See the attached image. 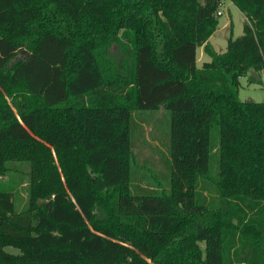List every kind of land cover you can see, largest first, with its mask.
I'll return each instance as SVG.
<instances>
[{
  "label": "trees",
  "instance_id": "16d2710c",
  "mask_svg": "<svg viewBox=\"0 0 264 264\" xmlns=\"http://www.w3.org/2000/svg\"><path fill=\"white\" fill-rule=\"evenodd\" d=\"M230 1L218 52L219 0H0V178L30 167L26 208L0 189V264H264V102L237 96L264 0ZM159 110L153 183L132 161Z\"/></svg>",
  "mask_w": 264,
  "mask_h": 264
},
{
  "label": "rangeland",
  "instance_id": "374dc122",
  "mask_svg": "<svg viewBox=\"0 0 264 264\" xmlns=\"http://www.w3.org/2000/svg\"><path fill=\"white\" fill-rule=\"evenodd\" d=\"M198 1L202 3L204 0ZM218 9L222 14L217 16L218 25L209 37V42L216 51L222 52L225 50L226 41L230 35L232 37L241 35L245 17L230 0H219ZM201 51L202 49L198 47L196 51L197 66H201L203 62L201 61ZM24 56H26L25 52H22L17 57L22 58ZM203 57L205 60L209 59L206 55ZM237 96L242 101L264 102V71L256 72L252 70L245 76L239 77ZM140 128L142 138L139 137L140 133L138 132L134 134L133 140L141 138V143H144L143 140L146 139V142L152 143V147L139 143L135 148L136 155L133 157L132 167L138 173L149 175L153 183L156 179L164 182L163 174L166 171L164 162L167 157L166 139L168 143L169 133V115L167 111L159 110L150 114L142 122ZM8 167V171L0 178V189L10 191L13 195L16 210H22L28 204L30 167L24 161H11ZM5 250L14 254L19 253V250L12 246H6Z\"/></svg>",
  "mask_w": 264,
  "mask_h": 264
},
{
  "label": "crops",
  "instance_id": "0c3cea01",
  "mask_svg": "<svg viewBox=\"0 0 264 264\" xmlns=\"http://www.w3.org/2000/svg\"><path fill=\"white\" fill-rule=\"evenodd\" d=\"M221 14H222V13H221ZM221 14H220V15H221ZM199 48L202 49V46L199 47ZM196 51H197V49H196ZM202 52H203V49H202V51H201V54H202L201 61H206V60L204 59V57H203V56L206 55V54H205L204 52H203V53H202ZM203 54H204V55H203ZM206 56H207V55H206ZM207 57H208V56H207ZM196 58H197V57H196ZM208 58H209V57H208Z\"/></svg>",
  "mask_w": 264,
  "mask_h": 264
},
{
  "label": "built area",
  "instance_id": "2783aa9c",
  "mask_svg": "<svg viewBox=\"0 0 264 264\" xmlns=\"http://www.w3.org/2000/svg\"><path fill=\"white\" fill-rule=\"evenodd\" d=\"M221 14V12L220 11H217V15H220Z\"/></svg>",
  "mask_w": 264,
  "mask_h": 264
},
{
  "label": "water",
  "instance_id": "95a60500",
  "mask_svg": "<svg viewBox=\"0 0 264 264\" xmlns=\"http://www.w3.org/2000/svg\"><path fill=\"white\" fill-rule=\"evenodd\" d=\"M218 1V0H217ZM22 52H25V51H22Z\"/></svg>",
  "mask_w": 264,
  "mask_h": 264
}]
</instances>
